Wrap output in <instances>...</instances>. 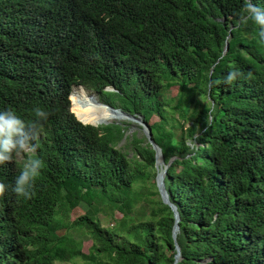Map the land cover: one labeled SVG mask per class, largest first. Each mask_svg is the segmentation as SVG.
<instances>
[{
    "label": "trees",
    "instance_id": "1",
    "mask_svg": "<svg viewBox=\"0 0 264 264\" xmlns=\"http://www.w3.org/2000/svg\"><path fill=\"white\" fill-rule=\"evenodd\" d=\"M245 3L0 0V111L25 123L37 107L52 113L35 195L5 214L0 264L17 237L36 264H264V41L252 21L235 28ZM233 70L242 75L226 83ZM75 82L142 115L171 159L177 262L154 149L136 135L117 146L125 125L77 121L65 96Z\"/></svg>",
    "mask_w": 264,
    "mask_h": 264
},
{
    "label": "clouds",
    "instance_id": "2",
    "mask_svg": "<svg viewBox=\"0 0 264 264\" xmlns=\"http://www.w3.org/2000/svg\"><path fill=\"white\" fill-rule=\"evenodd\" d=\"M244 8L245 14L239 17L235 28L240 29L247 25L249 21H252L259 27V37L264 41V7H258L252 0H246ZM31 19L37 21L36 27L38 32L45 29L36 16H31ZM42 20L46 22L43 17ZM241 75L242 73L239 70H233L228 74L225 82L230 84ZM108 87L112 90H108ZM85 89L92 92L83 83L75 82L72 83L65 95L69 101V111L75 119L82 125L96 128L110 123H117L108 121L94 124L81 121L76 116L72 110L73 101L71 95L73 93L78 95L81 91L88 93ZM104 90L113 91L114 88L107 85L104 86ZM93 93L96 96L92 93L88 94L97 97L100 104L107 106L111 110L112 108L122 110L100 101L98 95L94 91ZM33 113L34 119L30 123H25L11 109L0 111V233L3 236H6L4 232L6 221L10 220V216H5L6 212L19 205V202H15L14 199L21 197L31 199L35 195L34 188L36 181L42 174L43 162L39 158H35L38 148L36 141L42 137L44 125L52 113L39 107L35 108ZM12 240L13 244L10 250L2 253L5 258L4 264H36V256L31 257L28 253L29 250L34 251L36 249L35 245L31 243L30 238L28 237L26 240H23L17 237L16 239L12 238ZM58 261L64 260H56L54 264Z\"/></svg>",
    "mask_w": 264,
    "mask_h": 264
},
{
    "label": "rangeland",
    "instance_id": "3",
    "mask_svg": "<svg viewBox=\"0 0 264 264\" xmlns=\"http://www.w3.org/2000/svg\"><path fill=\"white\" fill-rule=\"evenodd\" d=\"M107 89L112 90L110 87H108ZM176 89H177L176 86H173L172 88H170V92H168L166 94L167 98L172 96V95H175ZM87 92L90 94L91 93L94 94L93 91L92 92L87 91ZM73 98H74L75 106H76L77 110L83 115L82 116L83 118L91 121L90 118L93 117V119L97 120V121H94V122L92 121V122L97 123V122H106V121L112 119L113 117H117V118H113L112 119L113 121L111 120V122H117L119 124L126 126V129L124 130V136L117 143V146H122L125 144V137L126 136L129 138L132 135H136L137 137L145 136L144 131H143L142 127L139 125V121L137 119H134V118L130 117L129 115L123 114L121 112L114 113L113 111H111L107 108H102L99 104L98 105L96 104V101H94L92 99V97L88 98L87 96H83V95H79V94L78 95L73 94ZM189 144H191V143L189 142ZM131 155L132 154L130 152V154L128 156L130 157ZM158 164H162V162L159 161ZM158 167L161 168L160 166H158ZM118 214L119 213H116V215H118ZM83 245H84L85 250H86L87 246H88V242H84ZM55 264H74V263L68 262V261H61V262L58 261Z\"/></svg>",
    "mask_w": 264,
    "mask_h": 264
},
{
    "label": "water",
    "instance_id": "4",
    "mask_svg": "<svg viewBox=\"0 0 264 264\" xmlns=\"http://www.w3.org/2000/svg\"><path fill=\"white\" fill-rule=\"evenodd\" d=\"M227 48H228V42L226 41L225 47H224V52L227 50ZM112 110H117V109L112 108ZM121 112L126 113L130 117L137 119L139 121V125L143 129L144 135H145L147 141L150 143L151 147L155 151V167L157 168V173L155 175L156 187H157V190L160 194L162 201L170 206V208L172 209V211L174 213V218H175L173 229H172V237H173L175 248H176V254H175V259H174V263H175L181 257L180 256V247L176 241V235H177V232L179 231V224H178L179 213L177 211L176 205L170 201V199L168 197V193H167L165 185H164V177L166 174V169H167L171 159L169 160L168 163H164L160 147L155 143L154 139L152 138L151 129H150L149 125L143 120L142 115L130 114V113L124 112L123 110H121ZM159 156L161 157L162 162H163V166L161 168H159L157 165Z\"/></svg>",
    "mask_w": 264,
    "mask_h": 264
},
{
    "label": "bare ground",
    "instance_id": "5",
    "mask_svg": "<svg viewBox=\"0 0 264 264\" xmlns=\"http://www.w3.org/2000/svg\"><path fill=\"white\" fill-rule=\"evenodd\" d=\"M73 94H75V93H73ZM73 94L71 95V98H72V101H73V103H72V110L74 111V113L76 114V116H77L81 121H84V122H90V123H93L94 121H97V120H94L93 117L90 118L91 121H89V120H87V119H85V118L82 117L83 115L77 110V108H76V106H75L74 98H73ZM79 95L87 96L88 98L92 97V99H93L94 101H96V104H97V105L99 104L102 108H107V109L111 110V109L108 108L107 106L100 104L95 96H90V94H88V93H86V92H83V91H81ZM89 96H90V97H89ZM111 111H113L114 113L121 112L120 110H111ZM121 113H123V112H121ZM123 114H126V113H123ZM127 115H128V114H127ZM113 118H117V117H113ZM113 118H112V119H113ZM112 119H110V120H108V121H111ZM92 121H93V122H92ZM108 121H106V122H108ZM100 123H103V122H97V123H94V124H100ZM159 161L162 162V159H161L160 156L158 157V162H159ZM162 166H163V162H162Z\"/></svg>",
    "mask_w": 264,
    "mask_h": 264
}]
</instances>
